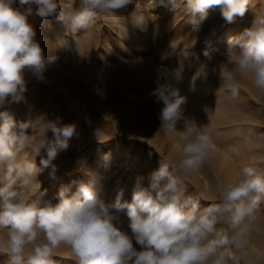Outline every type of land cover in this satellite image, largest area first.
<instances>
[{"label": "clouds", "instance_id": "clouds-1", "mask_svg": "<svg viewBox=\"0 0 264 264\" xmlns=\"http://www.w3.org/2000/svg\"><path fill=\"white\" fill-rule=\"evenodd\" d=\"M169 2L173 10L189 17L193 31L200 29L211 8L221 7L226 23L255 8L254 0ZM129 5H137V0H18V6L16 0H0V108L25 101V70L44 81L47 66L56 59L44 55L29 17H56L70 31L88 29L85 38H91L96 20L126 33L119 10ZM152 6L150 0L148 7ZM133 23L143 29L146 18L134 16ZM227 45V60L220 66L221 88L236 99L245 81L264 97V11L255 12L252 25L230 36ZM204 55L212 58L207 49ZM200 74H206L203 67ZM157 79L150 95L163 104L161 129L178 134L179 155L162 158L148 187L138 177L130 201L123 199V191L114 202L99 199L98 177L92 174L74 193L70 194L71 184L62 185L58 203L45 201L46 190H41L38 177L49 167L55 176L53 161L77 135V126L61 125L60 118L17 121L9 110L0 111V257H5V264H55L61 246L71 250L75 264H262L252 233L264 217V167L246 164L235 180L217 179L211 189L206 184L203 191L191 194L188 178L205 166L214 169L220 151L212 114L205 108L207 125L185 116L187 97L176 86L182 79L179 70L163 71ZM181 120L184 129L178 131ZM48 131L53 133L51 140ZM108 159L106 154L104 160ZM202 200L209 202L207 206L201 207ZM121 213L128 220L126 229Z\"/></svg>", "mask_w": 264, "mask_h": 264}, {"label": "rangeland", "instance_id": "rangeland-1", "mask_svg": "<svg viewBox=\"0 0 264 264\" xmlns=\"http://www.w3.org/2000/svg\"><path fill=\"white\" fill-rule=\"evenodd\" d=\"M254 2L257 14L264 11V0ZM149 3L137 0V5L119 10L126 33L96 20L91 38H85L88 29L70 31L56 17H29L44 55L56 59L47 66L44 81L25 70V101L6 104L0 111L9 110L17 121L60 118L61 125L77 126V135L53 161L57 166L55 176L50 175L49 167L38 177L41 190H46L45 201L58 203L62 185L71 184L70 194L74 193L89 174L98 177L99 199L111 203L123 191V199L130 201L138 177L143 178L142 186L148 187L150 174L158 169L162 158H178V134L161 129L158 117L163 104L150 95L163 71L182 73L176 86L187 97L185 116L207 125L210 120L205 108L212 114L213 135L220 151L214 169L205 166L188 178L191 194L203 191L206 184L211 189L217 179L222 183L235 180L239 168L246 164L254 162L264 167V97L242 81L239 97L231 99L230 93L221 88L220 75V66L227 60L228 38L252 25L253 9L226 23L221 7L211 8L200 29L193 31L189 17L182 10H173L169 0H164L168 8L155 4L149 8ZM137 9L146 12V30L133 23ZM206 49L211 59L205 57ZM201 67L206 74L197 75ZM228 67L224 65L225 70ZM183 129L181 120L177 130ZM28 131L32 133L31 128ZM47 136L51 140L53 133L48 131ZM40 160L37 156L38 166ZM208 195L214 193L209 191ZM208 203L202 200L201 207ZM121 218L127 227L124 213ZM252 239L264 264V217L255 226ZM70 257L71 250L61 246L55 264H75ZM4 260L0 257V264H5Z\"/></svg>", "mask_w": 264, "mask_h": 264}, {"label": "bare ground", "instance_id": "bare-ground-1", "mask_svg": "<svg viewBox=\"0 0 264 264\" xmlns=\"http://www.w3.org/2000/svg\"><path fill=\"white\" fill-rule=\"evenodd\" d=\"M152 4L159 5L162 8H168L167 4H164V0H152ZM137 15H143L146 18V23L143 25L142 30L148 29V17L146 15V12L142 9H140V10L137 9L134 11V16H137ZM123 227L125 229L127 228L126 225H123ZM128 231L130 233V229H128Z\"/></svg>", "mask_w": 264, "mask_h": 264}]
</instances>
